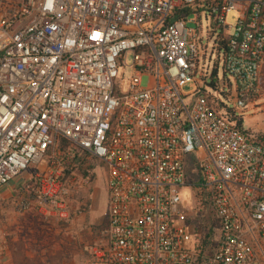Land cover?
<instances>
[{"label": "built area", "instance_id": "2783aa9c", "mask_svg": "<svg viewBox=\"0 0 264 264\" xmlns=\"http://www.w3.org/2000/svg\"><path fill=\"white\" fill-rule=\"evenodd\" d=\"M263 78L264 0H0V190L58 150L17 206L65 217L64 171L88 154L109 194L89 264H264V140L216 107L242 115ZM197 184L206 245L182 194Z\"/></svg>", "mask_w": 264, "mask_h": 264}, {"label": "rangeland", "instance_id": "374dc122", "mask_svg": "<svg viewBox=\"0 0 264 264\" xmlns=\"http://www.w3.org/2000/svg\"><path fill=\"white\" fill-rule=\"evenodd\" d=\"M240 18L238 12L228 15L229 24L235 25ZM132 56L127 59L131 64ZM213 65L210 67V72ZM124 78L122 89L127 90L131 70L120 67ZM200 76V75H199ZM220 76L223 77L222 67ZM145 79L143 86L148 85ZM263 84V83H262ZM194 83H188L185 91L190 92ZM258 95L256 98H258ZM247 128H257L259 139L264 136V98H260L241 110ZM262 140V139H261ZM69 146L61 148V152ZM58 150H51L37 165L24 171L13 183L0 190V242L4 243L6 253L4 264H89L88 247H101L105 244L103 235L108 226L109 194L108 173L105 164L92 157L87 163L93 168L89 174L80 170L84 155L69 161L64 171V179H70L68 197L69 213L65 217H55L42 209L36 202L27 212L18 209V191L26 190L35 183V178L48 172V161ZM68 171V172H67ZM191 179L197 182L194 165H189ZM33 193V192H32ZM190 222L196 233L203 239L215 233V216L203 189L186 187L182 191Z\"/></svg>", "mask_w": 264, "mask_h": 264}, {"label": "trees", "instance_id": "16d2710c", "mask_svg": "<svg viewBox=\"0 0 264 264\" xmlns=\"http://www.w3.org/2000/svg\"><path fill=\"white\" fill-rule=\"evenodd\" d=\"M212 84L213 86H216V83H217V70L213 73L212 75ZM217 109L221 112H223L224 114L227 115V117L232 120L233 122H235L240 128L245 129L244 127V118H243V115H238L235 110H233L232 108H229L227 105L221 103L220 105H216ZM247 132H249L248 130H246ZM262 140H264V136H262L261 138ZM69 146V142L67 141H63L62 142V147L65 148ZM84 155V158L81 160V167H80V170L85 173V174H89V169H92L93 166L90 164V163H87V159H89L88 157H91L90 155L88 154H83ZM68 172V171H67ZM210 235H206L205 237V242L204 244L206 245L207 242H208V239Z\"/></svg>", "mask_w": 264, "mask_h": 264}, {"label": "crops", "instance_id": "0c3cea01", "mask_svg": "<svg viewBox=\"0 0 264 264\" xmlns=\"http://www.w3.org/2000/svg\"><path fill=\"white\" fill-rule=\"evenodd\" d=\"M260 96L258 98L255 99V101L253 102V104L259 100L260 98H264V78H263V84H262V88H261V93L259 94ZM244 118V127L246 130H248L249 132L253 133L254 135H256L257 137H259V133H255V132H258L257 128L253 129V128H247L246 125H245V117L243 116Z\"/></svg>", "mask_w": 264, "mask_h": 264}]
</instances>
